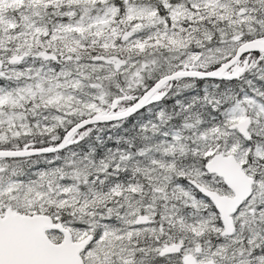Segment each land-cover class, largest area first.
<instances>
[{
	"label": "snow or ice",
	"instance_id": "obj_1",
	"mask_svg": "<svg viewBox=\"0 0 264 264\" xmlns=\"http://www.w3.org/2000/svg\"><path fill=\"white\" fill-rule=\"evenodd\" d=\"M0 264H264V0H0Z\"/></svg>",
	"mask_w": 264,
	"mask_h": 264
}]
</instances>
